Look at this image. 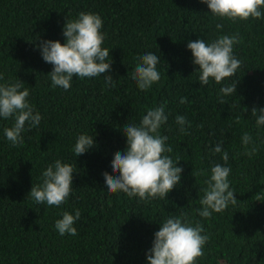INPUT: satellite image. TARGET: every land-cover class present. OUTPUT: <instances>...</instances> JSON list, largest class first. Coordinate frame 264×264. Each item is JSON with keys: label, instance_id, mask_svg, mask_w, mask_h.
I'll return each mask as SVG.
<instances>
[{"label": "trees", "instance_id": "obj_1", "mask_svg": "<svg viewBox=\"0 0 264 264\" xmlns=\"http://www.w3.org/2000/svg\"><path fill=\"white\" fill-rule=\"evenodd\" d=\"M260 10L259 19L233 22L214 17L201 0H0V84L22 82L34 114L42 117L36 127L26 122L23 143L16 146L4 135L14 117L0 118V264H147L154 233L167 218L182 214L209 236L196 264H264V125L257 127L251 113L264 108V7ZM81 12L101 17L111 71L74 77L68 90L53 88L52 65L42 59L39 45L63 44L66 19ZM234 34L241 40L233 45L241 66L220 84L210 78L202 86L188 42ZM145 53L160 57V80L141 91L131 76L136 57ZM233 82L235 93L220 92ZM161 104L168 119L159 133L172 148L166 155L180 159L179 183L163 199L108 192L103 173L119 175L110 165L127 148L124 126L139 125L147 109ZM178 115L185 117L184 133L175 122ZM246 132L252 137L248 150L257 148L251 156L241 141ZM81 134L93 137L94 145L76 156ZM217 144L222 151L214 154ZM56 160L72 166V191L59 207L38 205L28 193ZM215 164L231 169L228 181L237 202L205 219L198 210ZM201 171L207 175H196ZM76 210L77 235L61 236L55 221Z\"/></svg>", "mask_w": 264, "mask_h": 264}, {"label": "clouds", "instance_id": "obj_2", "mask_svg": "<svg viewBox=\"0 0 264 264\" xmlns=\"http://www.w3.org/2000/svg\"><path fill=\"white\" fill-rule=\"evenodd\" d=\"M205 3L214 17L227 19L233 22L247 21L249 18L259 19L262 16L261 8L264 0H201ZM103 26L101 17L93 13L81 12L77 19L67 20L63 26L62 34L65 42L45 40L40 45L42 59L52 65L48 73L53 88L61 87L68 90L74 77L80 79L97 77L111 71V61H107L109 50L102 47L104 35L100 31ZM218 24L217 28H222ZM238 34L232 36L222 35L216 40L206 43L203 39H196L187 44L191 51L192 63L198 65L199 82L207 85L210 78L220 84L226 78L235 75L241 66V61L233 55V45L240 43ZM160 57L153 53H145L136 57V67L131 79L141 91H147L160 80L157 64ZM107 61V62H106ZM3 75L0 74V80ZM113 78L105 75V83L112 84ZM236 82L222 87L220 92L224 95L235 93ZM22 89V90H21ZM29 90L23 87L22 82L0 84V118L14 117L12 127L4 129V135L13 146L23 143L21 133L28 122L29 128L40 124L41 115L28 102ZM186 97L180 103L186 102ZM223 103V101H221ZM259 112V115L257 114ZM252 115L256 117V126L264 125V108H253ZM164 105L146 110L139 123L126 124L124 134L127 148L123 152L115 153L111 162L112 173H103L105 188L110 193L123 192L129 198L138 197L141 201L154 198H165L167 194L179 183L183 169L177 167L179 158L174 162L166 155L172 148L166 145L167 136H162L159 129L167 121ZM175 122L180 125L179 131L185 132L183 125L185 117L176 116ZM240 122V117L235 118ZM245 146V155H253L257 148L253 146L249 133L241 138ZM94 145L93 137L79 135L73 147L76 156L85 153ZM220 144L212 152L221 153ZM222 159L227 162L228 154L223 152ZM229 167L215 164L210 169V175L205 179L204 195L200 199L202 209L199 216L207 219L213 212L219 213L231 203L236 204L234 191L230 190L228 176ZM72 166L56 160L42 173V183L32 185L28 196L38 205L59 207L65 203L72 191ZM196 175H207L203 171ZM80 211L75 214L64 212L62 218L55 221V229L63 236L77 235L75 222L80 218ZM205 229L196 223L195 226L180 217L167 218L154 233L152 247L146 253L147 264H196L197 258L204 255V245L209 239Z\"/></svg>", "mask_w": 264, "mask_h": 264}]
</instances>
